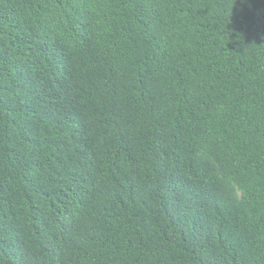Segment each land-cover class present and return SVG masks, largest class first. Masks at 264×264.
<instances>
[{
	"label": "trees",
	"instance_id": "16d2710c",
	"mask_svg": "<svg viewBox=\"0 0 264 264\" xmlns=\"http://www.w3.org/2000/svg\"><path fill=\"white\" fill-rule=\"evenodd\" d=\"M0 264H264V0H0Z\"/></svg>",
	"mask_w": 264,
	"mask_h": 264
}]
</instances>
